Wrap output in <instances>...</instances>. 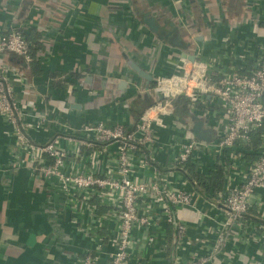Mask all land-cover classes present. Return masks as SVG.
Masks as SVG:
<instances>
[{"label":"crops","instance_id":"0c3cea01","mask_svg":"<svg viewBox=\"0 0 264 264\" xmlns=\"http://www.w3.org/2000/svg\"><path fill=\"white\" fill-rule=\"evenodd\" d=\"M260 5L256 0H0V35L25 25L33 46L32 63L27 65L11 54L3 62L21 78L14 82L21 123L39 126L21 129V133L34 147L59 137L57 147L73 158L64 166V173L95 170L104 175L114 160V144L88 149L67 140L77 139L82 125L99 122L132 132L143 114L135 120L132 109L140 111L160 100L155 93L157 80L171 76L181 59L203 55L218 60L230 52L236 59L249 53L250 43L264 41ZM144 18H152L158 30L151 31ZM136 67L151 77L149 92ZM189 115L185 102L174 108L172 120L165 122L167 128L153 126L156 141L150 155L163 171L172 164L180 140L187 135L173 121L177 117L190 122ZM30 155L18 147L10 121L0 116V264H68V255L93 248L73 221L92 232L102 224L97 233L104 240L109 232L115 233V224L98 220L90 225L78 203L72 211H63L59 206L67 200L59 197L53 182L40 178L29 162ZM207 155L202 165L206 172L199 174L203 177H211L218 166V160ZM34 156L45 157L38 152ZM138 159L134 179L150 181L153 170L138 167ZM169 183L174 189L194 191L201 199L193 209H174V219L187 228L191 244L179 253L186 261L200 253L199 235L212 233L226 217L209 192L196 190L179 171ZM90 199L101 219L113 205ZM263 211L264 200L257 197L247 217L257 235L252 232L254 238L215 252L212 264H264V243L258 239L264 234ZM162 224L152 232L163 236V256L145 245L146 232L137 234L141 239L137 252L149 257L152 264H172L177 250L175 226L164 219ZM104 260L102 255L101 263Z\"/></svg>","mask_w":264,"mask_h":264},{"label":"built area","instance_id":"2783aa9c","mask_svg":"<svg viewBox=\"0 0 264 264\" xmlns=\"http://www.w3.org/2000/svg\"><path fill=\"white\" fill-rule=\"evenodd\" d=\"M256 1L261 4L259 24L264 25V0ZM27 35L25 25L1 34L0 56L11 54L27 65L32 63L33 46ZM248 49L249 53L244 52L236 59L232 52L230 56L228 53L217 57L218 60L203 55L197 56L194 62L181 59L171 76L157 80L161 99L143 112L132 132L127 133L120 125L100 122L82 125L76 133L77 139H68V142L73 141L78 148L93 149L97 144H114L116 147L114 160L104 175L95 170L64 173V166L73 158L57 147L59 137L40 147L28 143L21 129L35 130L39 126L21 123L23 114L14 95V82L20 77L0 59V116L13 125L18 147L31 153L29 162L34 164L40 178L53 182L59 197L67 200L59 207L63 211H72L73 205L78 203L80 212L88 217L90 225L95 226L98 220L115 224V233L109 232L104 240L97 233L102 224L92 232L73 221L93 248L82 254L68 255V264H152L149 257L137 252L141 244L137 234L146 232L145 245L163 256V236L152 232L158 224L163 225V219L176 229L178 246L172 255V264H212L215 252L227 251L232 243L254 238L252 232L257 235L247 217L255 199L261 197L264 200V41L250 43ZM176 98L186 100L190 115L205 122L213 138L203 144L184 134L174 161L160 172L150 155L156 141L153 126L167 128L165 122L172 120L174 108L171 102ZM35 152L46 158H35ZM205 153L218 160V165L224 169L221 191L210 192V196L222 208L226 220L212 233L204 232L196 239L201 244L200 256L194 254L192 259L182 261L179 253L191 244L187 228L174 219V209H193L201 199L194 191L172 188L169 178L175 171L187 178V165L193 167L195 173L206 172L202 167ZM136 158L138 167L153 170L150 181L134 179ZM77 192L80 196L75 195ZM93 197L98 198L102 205L109 206L110 203L111 206L113 202L111 210L102 219L90 203ZM258 239L264 243V234ZM102 255L104 263H101Z\"/></svg>","mask_w":264,"mask_h":264},{"label":"water","instance_id":"95a60500","mask_svg":"<svg viewBox=\"0 0 264 264\" xmlns=\"http://www.w3.org/2000/svg\"><path fill=\"white\" fill-rule=\"evenodd\" d=\"M144 23L151 29V31H157L158 30V26L156 24V22L152 19V18H144ZM0 59L2 60V62H5L7 59L6 55H1ZM190 62H194L195 61V57L194 56H190L187 58ZM13 68H15L14 66H12ZM137 69V67H136ZM138 70V71H137ZM136 72L138 73V75L140 77H142L145 81H146V87L145 90L147 92L150 91V87L149 84L152 83V79L150 76L146 75L144 72L139 71V69H137ZM28 85V83H27ZM156 96L158 99H161V95H160V91L159 89H156L155 91ZM74 109L77 108V106L73 107ZM190 117V122L186 121V125H183V121L180 119L178 120L177 117H175V121L174 125L177 129H184L187 132V137L188 138H195L197 139L199 142L203 143V144H207L209 143L212 138H213V133L212 131L208 130L205 126V122H203L202 120H200L197 117H194L192 115H189ZM192 125V126H190Z\"/></svg>","mask_w":264,"mask_h":264},{"label":"trees","instance_id":"16d2710c","mask_svg":"<svg viewBox=\"0 0 264 264\" xmlns=\"http://www.w3.org/2000/svg\"><path fill=\"white\" fill-rule=\"evenodd\" d=\"M186 100L184 98H176L174 99L171 104L173 108H180L182 105H185ZM153 105V104H152ZM147 109V107L143 108L140 111H137L135 109H132V113L135 114L137 120L140 115L143 113V111ZM129 133L130 131H126ZM160 172H163V168L159 167ZM187 170V178L190 181L191 185L196 190H203L206 192H212V193H217L220 192L222 187H223V181H224V169L222 166H217L215 169V172L211 174V177H203L199 175L198 173H195L193 170V167L187 165L186 166Z\"/></svg>","mask_w":264,"mask_h":264},{"label":"flooded vegetation","instance_id":"af4514ba","mask_svg":"<svg viewBox=\"0 0 264 264\" xmlns=\"http://www.w3.org/2000/svg\"><path fill=\"white\" fill-rule=\"evenodd\" d=\"M177 115H179V114H177ZM177 115H176V116H177ZM179 118H180V117H179ZM184 124L186 125L187 123H186V121L183 119V125H184ZM190 126H192V125H190Z\"/></svg>","mask_w":264,"mask_h":264}]
</instances>
